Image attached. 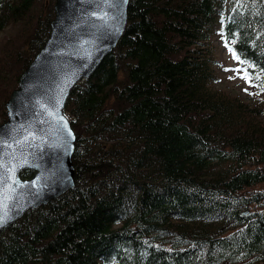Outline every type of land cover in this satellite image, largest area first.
Masks as SVG:
<instances>
[{"label":"trees","instance_id":"1","mask_svg":"<svg viewBox=\"0 0 264 264\" xmlns=\"http://www.w3.org/2000/svg\"><path fill=\"white\" fill-rule=\"evenodd\" d=\"M52 3L0 0V29L17 25L0 40V121ZM126 6L118 41L63 106L74 183L0 229V264H264V188L244 191L264 181V105L207 87L217 22L264 96V0Z\"/></svg>","mask_w":264,"mask_h":264},{"label":"water","instance_id":"2","mask_svg":"<svg viewBox=\"0 0 264 264\" xmlns=\"http://www.w3.org/2000/svg\"><path fill=\"white\" fill-rule=\"evenodd\" d=\"M126 4L127 0H54L48 34L4 104L0 229L73 185L75 135L63 106L74 85L87 78L118 41ZM26 169L31 175L21 178L20 171Z\"/></svg>","mask_w":264,"mask_h":264},{"label":"rangeland","instance_id":"3","mask_svg":"<svg viewBox=\"0 0 264 264\" xmlns=\"http://www.w3.org/2000/svg\"><path fill=\"white\" fill-rule=\"evenodd\" d=\"M17 25L10 24L2 27L0 29V40L4 36L12 32ZM217 22L213 24L212 30L209 37V47H210V68L213 70V79L207 83L209 90H215L219 92H225L231 97L237 96L240 100L248 103H263L264 96L263 93H257L253 89L249 90L248 80L243 75V69L240 64H238L232 57H230L229 51L226 46L220 41V36L218 34ZM231 77V78H230ZM249 91H247V90ZM261 99V100H260ZM264 188V181L256 183L244 189V191L249 192V190Z\"/></svg>","mask_w":264,"mask_h":264},{"label":"snow or ice","instance_id":"4","mask_svg":"<svg viewBox=\"0 0 264 264\" xmlns=\"http://www.w3.org/2000/svg\"><path fill=\"white\" fill-rule=\"evenodd\" d=\"M233 55L235 56V53H233ZM235 58L239 59V57H235ZM230 78H231V77H230ZM61 119L63 120V117H61ZM69 135H70V133H69Z\"/></svg>","mask_w":264,"mask_h":264}]
</instances>
